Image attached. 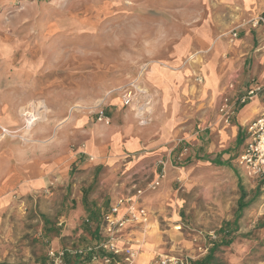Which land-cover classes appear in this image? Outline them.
Returning a JSON list of instances; mask_svg holds the SVG:
<instances>
[{"label":"rangeland","instance_id":"rangeland-1","mask_svg":"<svg viewBox=\"0 0 264 264\" xmlns=\"http://www.w3.org/2000/svg\"><path fill=\"white\" fill-rule=\"evenodd\" d=\"M208 3L212 8V0H0V116L5 115L2 103L18 115L22 110L24 127L30 118L27 105L39 98L60 114L84 101L86 113L95 118L98 110L105 112V98L117 95L139 128H152L159 92L143 77L152 64L179 72L181 63L191 62L197 46L189 39L191 28L212 12ZM228 11L219 5L213 16L217 31L227 30L223 36L233 45L240 28L230 30ZM191 73L189 93L178 107L179 122L171 129L176 136L163 145L146 148L117 167H94L86 157L87 164L73 167L67 181L59 176L47 188L27 194L15 188L18 182L6 187L0 168V264H51L50 251L93 245L87 244L110 204L133 189L144 192L139 205L147 213L146 224H141L146 227H136L140 233L129 246L135 262L140 256L151 264L161 257H177L193 264L218 244L210 264H264V178H248L237 165L245 126L239 129L241 143L221 138L237 113L236 107L227 124L221 120L223 98L233 102L244 93L232 80L237 97L221 96L213 109L200 92L203 75ZM252 82L264 89L263 80ZM131 84L150 95L151 110L144 120L134 106L121 102V92ZM230 84L227 90H233ZM263 95L264 90L258 98ZM161 117L166 118L164 112ZM94 120L104 127L111 124ZM16 135L10 132L5 138L27 143L29 136ZM212 138L213 153L225 150L230 155L228 167L193 158ZM155 181L158 187L148 189ZM240 204L245 207L238 211ZM141 242L148 246L140 247ZM72 257L66 256L67 264ZM122 260L119 255L113 263Z\"/></svg>","mask_w":264,"mask_h":264},{"label":"crops","instance_id":"crops-1","mask_svg":"<svg viewBox=\"0 0 264 264\" xmlns=\"http://www.w3.org/2000/svg\"><path fill=\"white\" fill-rule=\"evenodd\" d=\"M214 2L217 3L216 6ZM209 3L207 9L212 12L206 16L202 24L191 28L189 39L192 38L197 44L190 53L191 62L188 65L184 64L186 60L181 63L179 72H170L167 68H161L159 64H152L143 77L148 87H153L159 92L156 117L153 127L148 130L137 126L131 114L122 109L117 95H109L104 101L105 113L111 122L108 127L96 124L95 118L86 113L85 103L81 100L76 104L74 102L73 107L68 111L64 109L60 114V109H56L53 104L48 102L46 106L44 101L36 98L27 105L30 107L28 113L30 118L24 127L20 118L22 110L18 115L15 110L12 112L6 110V104L2 103V112L5 115L0 116V128L20 135L21 138L29 136L27 143H24L26 139H23L22 143L11 138L0 140V168L4 171L3 183L6 187L18 182L15 188L21 194H27L30 191L47 188L60 180L59 176L61 181H67L68 172L73 167L78 169L87 164L86 157L92 159L94 167H117L122 160L137 157L144 149L163 145L170 138L173 139L176 133H172L171 129L179 122L178 107L185 99V94L189 93L187 79L190 78L191 71L203 75L205 84L200 92L213 109V105L216 106L217 101L222 99L221 96H228L230 99L237 97L236 88L227 90V85L232 84V80L237 82L243 93L255 84L252 82L254 79L264 81V32L261 28L242 26V23L264 13V0H212V8ZM219 5L229 10L225 21L233 26L230 30L240 28L239 39L233 45H229L223 36L227 30L219 33L216 29L213 13L214 8ZM163 112L166 115L164 120L161 117ZM261 115H264V95L238 106L232 126L226 130L227 132L223 131L221 138L225 143L237 142L239 129L245 126L241 130L244 132L247 125ZM225 132L229 137H226ZM149 133L153 137H150ZM214 142L212 138L202 154L198 155L197 152L193 158L201 156V160L209 165L228 167L230 155L225 150L213 153ZM243 145L244 141L241 150ZM149 219L151 220V215ZM99 224L94 230L95 238L87 245L102 239ZM136 227L142 229L146 225H126L119 240L121 249L128 248L134 243V235L140 233ZM143 245L148 246L141 242L140 247ZM74 258L72 257L71 264H76ZM140 258L141 256L137 259V264L150 263ZM80 260H83V264H89L87 258ZM65 263L67 264L68 260Z\"/></svg>","mask_w":264,"mask_h":264},{"label":"built area","instance_id":"built-area-1","mask_svg":"<svg viewBox=\"0 0 264 264\" xmlns=\"http://www.w3.org/2000/svg\"><path fill=\"white\" fill-rule=\"evenodd\" d=\"M248 25L252 28L260 27L264 32V13L252 18L248 21ZM235 36L234 33L233 37ZM228 89H233V85L230 84ZM263 90V87L255 85L233 102L228 98H223L219 108L221 120L227 124L234 115L236 107L243 106L258 98ZM149 96L146 90L131 84L121 92V102L123 106L131 108L134 106L139 118L144 120L151 110ZM95 116L97 123L106 126L110 124V119L104 110H98ZM8 136L10 133L0 128V140ZM237 165L248 178H264V115L247 125L244 145L237 157ZM158 185L159 182L155 181L148 186V189L155 190ZM133 190L131 194L118 196L110 205L109 210L103 214L100 228L101 240L91 246L74 250L50 251L48 253L50 263L66 264L65 258L68 255L76 258H87L89 264H114V257L122 255V264H136L133 250L129 247L122 249L119 247V236L127 224H146L147 222V213L139 205L144 192L139 189ZM156 264H186V262L177 257H161Z\"/></svg>","mask_w":264,"mask_h":264},{"label":"trees","instance_id":"trees-1","mask_svg":"<svg viewBox=\"0 0 264 264\" xmlns=\"http://www.w3.org/2000/svg\"><path fill=\"white\" fill-rule=\"evenodd\" d=\"M242 138H243V136L239 133L238 137H237V143H241L242 142ZM244 207L245 206H243L241 204H240V206L238 205V211H240ZM230 243H231V241H228V242H225L223 240L221 241V244H225V245H229ZM218 246H219L218 244H215L212 247V249L210 250V253L202 261L196 262V263H193V264H210L212 259H213V253L217 250Z\"/></svg>","mask_w":264,"mask_h":264}]
</instances>
